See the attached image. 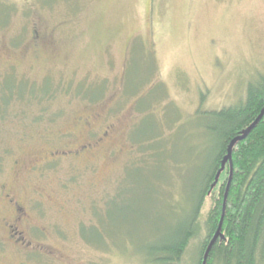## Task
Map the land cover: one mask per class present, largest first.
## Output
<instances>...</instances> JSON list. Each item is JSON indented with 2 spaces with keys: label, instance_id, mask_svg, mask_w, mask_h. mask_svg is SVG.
Wrapping results in <instances>:
<instances>
[{
  "label": "rangeland",
  "instance_id": "374dc122",
  "mask_svg": "<svg viewBox=\"0 0 264 264\" xmlns=\"http://www.w3.org/2000/svg\"><path fill=\"white\" fill-rule=\"evenodd\" d=\"M261 79L264 0H0V264H163L212 112Z\"/></svg>",
  "mask_w": 264,
  "mask_h": 264
},
{
  "label": "trees",
  "instance_id": "16d2710c",
  "mask_svg": "<svg viewBox=\"0 0 264 264\" xmlns=\"http://www.w3.org/2000/svg\"><path fill=\"white\" fill-rule=\"evenodd\" d=\"M8 99L4 94L0 100ZM211 116L216 139L193 186L192 208L150 255L163 264H182L212 190L197 264H264V79L249 85L243 101ZM220 172L224 178L214 186Z\"/></svg>",
  "mask_w": 264,
  "mask_h": 264
},
{
  "label": "flooded vegetation",
  "instance_id": "af4514ba",
  "mask_svg": "<svg viewBox=\"0 0 264 264\" xmlns=\"http://www.w3.org/2000/svg\"><path fill=\"white\" fill-rule=\"evenodd\" d=\"M18 212H19V211H18ZM18 218H19V217H18ZM18 218H17L16 220H18ZM7 227H9V229H11V230H12L13 228H14V230H15V228H16L14 225H10V224L7 225ZM14 233H15V232H14ZM14 233H13V235H14ZM17 234H18V232H17ZM13 235H12V236H13Z\"/></svg>",
  "mask_w": 264,
  "mask_h": 264
}]
</instances>
